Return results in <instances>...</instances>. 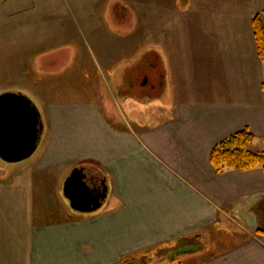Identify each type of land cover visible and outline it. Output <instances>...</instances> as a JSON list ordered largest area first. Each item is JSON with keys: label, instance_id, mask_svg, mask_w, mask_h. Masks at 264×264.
<instances>
[{"label": "crops", "instance_id": "0c3cea01", "mask_svg": "<svg viewBox=\"0 0 264 264\" xmlns=\"http://www.w3.org/2000/svg\"><path fill=\"white\" fill-rule=\"evenodd\" d=\"M57 1L0 2V94L43 102L44 125L30 160H0V264H120L210 237L216 251L191 264H264V173L210 162L243 129L264 152V65L251 27L264 0H163V16L146 18L145 43L108 32L100 0L97 13L70 0L73 16ZM139 44L150 67L163 65V103L152 123L118 125L100 84ZM74 168L106 189L94 211L64 197Z\"/></svg>", "mask_w": 264, "mask_h": 264}, {"label": "rangeland", "instance_id": "374dc122", "mask_svg": "<svg viewBox=\"0 0 264 264\" xmlns=\"http://www.w3.org/2000/svg\"><path fill=\"white\" fill-rule=\"evenodd\" d=\"M69 1L70 0L57 1L60 15L71 14L73 16L76 14V12L71 9V6H69ZM87 1L88 0H80V2H83L82 4H84L80 7L89 9L90 13H92V11L97 13L96 0L95 4H93L94 0H90L89 5H87ZM100 1L101 4L99 12L104 16V25L106 26V30L108 32L114 33L117 30L123 32L125 35H128L131 32L138 35L140 34V40L144 43V35L147 30L145 26L147 24L148 15L151 18L154 16V20H156L161 18L164 13L163 0ZM0 2H2V0H0ZM67 44L62 43L61 46L55 48L58 52L57 54L60 55V63L58 66H55L56 70L57 68L62 70L66 65L63 58L66 54L65 46L68 47ZM147 49L148 48L145 44H139L138 52L134 55L132 54L128 59L124 58L121 60L122 63L120 64L122 66L119 70V74H112L113 70H108V76L105 78L106 84L103 83L104 81H99V84L103 83L100 84V86L102 87V95L104 97L102 104H104L103 107L106 110V114L114 116L118 125L129 124L130 120L133 119L137 120L139 124L152 123L155 121L154 117H152V114H155L154 106L161 105V103H163V100H161L163 97V88L161 85L163 65L160 62H156L155 67H150L152 64H149L150 66L148 65L146 57ZM161 56L160 53L155 54L156 61H161ZM63 70L60 78L63 79V76L68 78L69 71L67 69L66 71L65 69ZM117 87L122 88V94L118 92L119 88ZM34 102L36 106L41 109L43 102ZM157 108L161 109L159 107ZM35 154L32 156H35ZM30 158L22 162L25 163L30 160ZM1 164H3L2 166H7V163ZM241 232H243V237L246 236L245 234L247 233L245 230ZM212 239L213 237H210L207 240H200L196 244L191 243V246H188V243L186 246L184 244H180L179 247L171 249L166 248L158 251L156 250V252L152 253L150 252L149 255L140 259L141 261L139 264H191V260L199 257V259H205L210 257V255H213L214 251L217 249V245L216 239ZM195 246H199V249L197 248L195 251H192V249H195ZM185 248L190 249L185 250Z\"/></svg>", "mask_w": 264, "mask_h": 264}, {"label": "water", "instance_id": "95a60500", "mask_svg": "<svg viewBox=\"0 0 264 264\" xmlns=\"http://www.w3.org/2000/svg\"><path fill=\"white\" fill-rule=\"evenodd\" d=\"M43 126L40 111L27 96L0 94V160L13 164L30 158L39 145ZM63 194L74 211L83 213L100 206L106 189L100 197L91 198L83 169L74 168L64 182Z\"/></svg>", "mask_w": 264, "mask_h": 264}, {"label": "trees", "instance_id": "16d2710c", "mask_svg": "<svg viewBox=\"0 0 264 264\" xmlns=\"http://www.w3.org/2000/svg\"><path fill=\"white\" fill-rule=\"evenodd\" d=\"M251 27L256 54L264 65V12L257 13L251 18ZM253 140L254 135L248 129L237 131L223 139L210 152L212 166L218 172L223 169L246 171L258 167L264 173V152H255L250 149L249 146ZM256 233L264 235V228H257ZM198 247L195 246V248ZM140 259H128L120 264H139Z\"/></svg>", "mask_w": 264, "mask_h": 264}, {"label": "flooded vegetation", "instance_id": "af4514ba", "mask_svg": "<svg viewBox=\"0 0 264 264\" xmlns=\"http://www.w3.org/2000/svg\"><path fill=\"white\" fill-rule=\"evenodd\" d=\"M86 181L88 183L89 195L91 198L100 197L103 192V184L101 182L97 183V179L95 180L93 177L85 174ZM103 187V188H102Z\"/></svg>", "mask_w": 264, "mask_h": 264}]
</instances>
